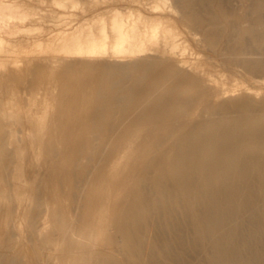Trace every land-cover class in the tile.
Instances as JSON below:
<instances>
[{"label": "bare ground", "instance_id": "bare-ground-1", "mask_svg": "<svg viewBox=\"0 0 264 264\" xmlns=\"http://www.w3.org/2000/svg\"><path fill=\"white\" fill-rule=\"evenodd\" d=\"M81 1L0 0V211L16 204L31 242L56 221L74 251L82 201L85 220L109 211L121 257L93 264H264V0H85L70 14ZM38 91L55 110L19 119ZM40 177L62 178L60 202L34 194ZM13 229L0 264H28Z\"/></svg>", "mask_w": 264, "mask_h": 264}, {"label": "rangeland", "instance_id": "rangeland-1", "mask_svg": "<svg viewBox=\"0 0 264 264\" xmlns=\"http://www.w3.org/2000/svg\"><path fill=\"white\" fill-rule=\"evenodd\" d=\"M36 1L37 0H35V1H33V0H28V2L29 3H32V5H36L37 7L39 6L40 8H43V9H45L46 8V10H49V8H50V10L53 8L52 7V3H51V1L52 0H46V2L45 3H42V4H40L41 2H38L37 1V3H36ZM76 1H79V0H76ZM83 1H84V3H85V0H82L81 2H80V4L78 5V6H74L73 8H70L69 9V11L68 12H70V14H72V15H75V14H78V13H80L79 11H81L82 9V7H84V3H83ZM94 1V0H93ZM95 1H98V0H95ZM247 1H249V0H247ZM89 2H92V0H89ZM39 3V4H38ZM245 3V2H244ZM249 3V2H248ZM86 6V5H85ZM78 7V8H77ZM77 10H76V9ZM80 9V10H79ZM75 10L77 11V12H75ZM43 25H41V24H38V26L36 25V26H33V27H31V29H33V31H34V29L35 28H39V27H42ZM34 46H36V44H33ZM29 46L30 48H29V50H32V48H34V46ZM28 57V55L27 54H21V57H20V60L22 59H26ZM11 60H13V59H11ZM10 64V63H9ZM264 84V82L262 81L261 82V84H259V85H263ZM29 97H30V95H29ZM34 98V99H33ZM232 98H234V97H229V98H227V99H225V100H230V99H232ZM36 99V100H35ZM24 102H27V103H23V104H20V105H16V106H14V109H15V112L16 111H18L17 113V116L19 117V119H24V118H26V115L28 114V112H30V111H33V112H37V111H39V113H38V120H39V118L42 120V116H43V114H42V107H44V106H46V105H50V108H49V110H48V114L46 115V117L47 118H49V116L52 114V112H51V110L54 108V105L56 104L55 103V101H53V99H52V96H50L49 98L48 97H46L45 95H44V93L42 92V91H38V93L36 94V96L35 97H32V98H29V99H27V100H25ZM30 102L32 103V104H30ZM36 103V104H35ZM55 103V104H54ZM29 104H30V107L32 108V107H35V109H31L30 107H29ZM23 105H25V106H23ZM35 105V106H34ZM17 106H18V108L21 106H23L22 108L20 107V109H18L17 108ZM27 109H25V108ZM23 108L25 109V110H23ZM38 109V110H37ZM24 111V113H23V111ZM55 110V108L53 109V111ZM25 111H28V112H26L27 114H25ZM25 114V115H24ZM41 116V117H40ZM44 117V116H43ZM45 117V118H46ZM38 158H36L35 159V165H37V164H41V162L40 161H38L37 160ZM38 166H40V165H38ZM44 178H42V177H40L38 180H37V183H36V185L38 186L35 190L37 191L36 193H34V194H36L37 195V193H39V195H41V196H45V198H47V200L49 201V202H51V199H52V197H53V200H59V202H60V199H61V195H60V193H59V187L62 185V178L61 177H59V178H57V177H54V178H52L51 179V181H49V178L47 177V179L45 178L44 180H43ZM43 181H45L46 182V185H47V183L49 184V185H47L49 188H47V190H49V191H47L46 192V190H45V193H47L48 195H43V190H44V188H45V186L44 185H42V183L44 184L45 182H43ZM39 184H41V186L39 185ZM53 186V184H57V188L56 187H52L51 185ZM59 184H61V185H59ZM46 186V187H47ZM36 187V186H35ZM39 187H41V189L39 188ZM44 187V188H43ZM38 189H40V190H38ZM46 189V188H45ZM51 189V190H50ZM42 190V191H41ZM54 190V191H53ZM39 191V192H38ZM49 194H50V196H49ZM57 194V195H56ZM6 195H10V194H7L6 193ZM16 195V194H15ZM19 196H22L23 197V194H20ZM59 196V197H58ZM13 197H14V194H13ZM16 197H18V196H15L14 198H16ZM44 198V197H43ZM31 204L33 203V202H30ZM30 203L28 204V207H29V205H30ZM67 203L68 204H70L69 203V201H67ZM66 203V204H67ZM67 204V205H68ZM16 205V204H15ZM15 205H14V203H13V207L14 208H12V210L14 209V213L11 211V214H8V208L7 207H3V209L0 211V219H5V218H7L8 219V226L6 227V228H1L0 229V237H4V231H5V229L7 230V231H11V229L12 228H15V229H13L14 231H17V229H18V226H19V228L21 229H19L17 232H18V235L16 236V237H14L13 238V240H12V245H13V247H15L16 249H18V250H21V251H23V255H25L26 256V259H27V261H28V264H37L36 263V259L35 258H37V260L39 259H41L39 262L40 263H42V264H44L45 262H43L42 260H44V259H46L45 258V255L47 254V255H49L48 256V261L49 262H46L47 264L49 263V264H55V263H57L58 264V262H59V264H69V263H71L70 261V258H65V257H67V255H69V256H71L76 262H79V263H76V264H93V260H94V256H95V254H97V253H99V252H101V253H109V254H111V255H114L115 253L116 254H118V252H114V250H111L110 248H109V245H108V238H107V240H106V237H107V235L111 232V228H110V226H109V222H108V218H109V211H104L103 213H101V214H99L98 212H96V210L94 211V214H93V211H90L91 213V215H89V218H88V220H85V213H87L86 212V208H85V205L86 204H84V201H82V204H81V206H82V208L80 209V213H78V221L79 222H76L77 223V231H78V229H79V231H78V233L79 234H81V236L79 237V238H77L79 241H80V245L78 246V247H76V248H73V249H76L75 251L74 250H72V249H68L67 248V246L65 245V243H64V241H63V243H62V241H61V238H62V235H61V229H60V226H59V224H57V222L56 221H54V220H51V225L49 224L47 227H48V229H49V232H48V229L46 228V232H47V236L45 237V240H41V239H37L36 241H30V239H29V236H30V227H29V224H30V222H29V218H27V217H24V218H19V215H20V210H16L15 209ZM31 207H29V210L31 211V209L30 208H32L33 206H34V204L33 205H30ZM56 207H59V203H58V205L56 206ZM46 207L45 206H43V209H45ZM81 211H82V213H84V214H82L81 213ZM84 211V212H83ZM16 212V213H15ZM13 213V214H12ZM105 213H106V215H105ZM108 214V215H107ZM10 215V216H9ZM80 215H83L82 216V220L80 219ZM96 216V218H95V216ZM17 216H18V218H17ZM108 216V217H107ZM11 218V219H10ZM17 218V219H16ZM19 219H21V222H20V220ZM16 221V222H15ZM28 221V222H27ZM83 221V222H82ZM96 221V222H95ZM24 222V223H23ZM85 222H87V226H85L86 225V223ZM13 223H14V226H13ZM16 223V224H15ZM19 223H21V226H20V224ZM84 223H85V225H84ZM95 223V224H94ZM80 224H81V226H80ZM24 226H27V227H24ZM83 226V227H82ZM58 227V228H57ZM82 227V228H81ZM23 228V229H22ZM81 228V229H80ZM84 228H86V229H84ZM89 228V229H88ZM92 228V229H91ZM55 229V230H54ZM23 230H24V232H25V230H26V233L24 234L23 233ZM92 230V231H91ZM21 231V232H20ZM53 231H57V233L56 232H53ZM85 231V232H84ZM51 232H53V233H51ZM25 236H27L28 238H26V237H24V235ZM82 233H85V234H83L82 235ZM88 233V234H87ZM19 234H21V235H19ZM94 234V235H93ZM3 235V236H2ZM85 235V236H84ZM61 236V237H60ZM83 236L86 238H83ZM50 237V238H49ZM19 238L21 239L20 241H19ZM83 238V239H82ZM87 238H88V241H87ZM23 239H24V241H25V243L23 242ZM29 239V240H28ZM39 240H41V241H39ZM27 241H30L31 243H32V246H33V248H32V246L31 247H29V245H31V243L30 242H27ZM61 241V242H60ZM78 241V242H79ZM90 241V242H89ZM20 242V243H19ZM50 242V243H49ZM53 242V243H52ZM81 242H83L84 244H86V246L85 245H83V243H81ZM91 244H89V243ZM22 243H24V244H22ZM36 243V244H35ZM38 243V244H37ZM46 243V244H45ZM61 243V244H60ZM92 243H93V245H92ZM23 245V246H25V247H23L22 248V246L21 245ZM58 244H59V246H58ZM95 244V245H94ZM35 245H36V247H35ZM58 247H57V246ZM48 246V247H47ZM64 246H65V248H64ZM61 247V248H60ZM36 248H37V250H36ZM48 248V249H47ZM55 248H57L56 250H55ZM60 250H59V249ZM64 248V249H63ZM86 248H87V250H86ZM106 248V249H105ZM23 249V250H22ZM78 249V250H77ZM99 249V250H98ZM40 250V251H39ZM48 250H49V252H48ZM53 250V251H52ZM59 250V251H58ZM72 250V251H71ZM83 250H84V252H83ZM50 251H52V252H50ZM54 251H56L55 253H53ZM66 251H68L69 253L68 254H66V256H65V252ZM81 251V252H80ZM106 251V252H105ZM35 252H36V254H35ZM38 252V253H37ZM57 252H59V253H57ZM71 252H72V254H71ZM77 252H78V255H76L75 256V254H77ZM80 252V253H79ZM114 254H113V253ZM27 253V254H26ZM64 253V255H61V254H63ZM67 253V252H66ZM74 253V254H73ZM44 254V255H43ZM56 256H55V255ZM61 256H60V255ZM34 255H35V257H34ZM50 255H52L51 257H50ZM57 255H59V256H57ZM38 256V257H37ZM40 256V257H39ZM68 256V257H69ZM86 256H87V258H86ZM115 256V255H114ZM116 257H118V258H120L121 256H120V254H118V255H116ZM54 258H55V260H54ZM57 258H61L60 259V261H59V259H57ZM29 259V260H28ZM64 259H65V262H64ZM68 261H67V260ZM64 262H62V261ZM67 261V262H66ZM38 262V263H39ZM69 262V263H68ZM83 262V263H82ZM71 264H73V262L71 263Z\"/></svg>", "mask_w": 264, "mask_h": 264}]
</instances>
